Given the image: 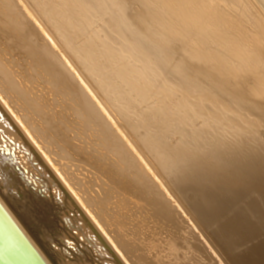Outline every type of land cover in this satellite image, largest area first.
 Here are the masks:
<instances>
[{
	"label": "bare ground",
	"instance_id": "obj_1",
	"mask_svg": "<svg viewBox=\"0 0 264 264\" xmlns=\"http://www.w3.org/2000/svg\"><path fill=\"white\" fill-rule=\"evenodd\" d=\"M16 1L0 0L1 40L15 51L21 45L23 62L51 80L54 114L65 91L85 124L99 126L104 156L114 158L82 151L45 117L50 133L29 126L0 95V264H128L126 257L131 264H192L204 258L195 238H206L228 264H264V0ZM25 15L36 17L29 28L21 25ZM232 22L244 34L241 45L250 43L243 52L228 30L223 36ZM201 30L232 58L246 56L249 68L238 74L197 46ZM70 33L101 60L79 61ZM38 35L48 51L34 42ZM4 67L8 93L19 90L16 73ZM16 67L26 80L29 69ZM210 119L218 128L204 140L200 130ZM48 137L96 171L109 199L97 202L99 192L93 197L86 187L92 181L82 180L78 195L66 156L46 145ZM97 203L112 206L102 225L114 228L124 249L90 213ZM77 229L82 244L71 234Z\"/></svg>",
	"mask_w": 264,
	"mask_h": 264
},
{
	"label": "rangeland",
	"instance_id": "obj_2",
	"mask_svg": "<svg viewBox=\"0 0 264 264\" xmlns=\"http://www.w3.org/2000/svg\"><path fill=\"white\" fill-rule=\"evenodd\" d=\"M199 2H200V0H199ZM204 2L206 3V5L212 4L208 0H201L200 5H201V3H202V5H205ZM207 2H209V3H207ZM229 2H232L231 4L233 5V1H229ZM220 4H221L220 7L223 9L222 14H224L227 19H229V17L231 16L230 19L234 18L235 22H238L239 17L236 16L235 14L234 15L232 14L234 12L232 10V7L230 6L231 8L230 7L225 8V5L223 3H220ZM214 8L215 7H213V10L210 9V10H212L211 12L214 11ZM207 10H208V8H207ZM1 12H2V9H0V16H1ZM19 13H16V14H19ZM224 15L219 17L220 15L217 14V17L220 19L222 18V20H223L225 18ZM232 15L234 17H232ZM25 16L29 20L23 18L21 25L23 27L29 28L31 25L30 23H32L33 22L32 20H35L36 17L31 16V18H30L28 15H25ZM239 22H238V24H240ZM233 23L234 22H232L231 25H229V26L231 28L232 27L234 28V29H232L234 34L230 30L231 28L227 27L228 29L225 28V30H222L223 36L228 35L227 37L230 39H231V37H233L232 40L236 43L237 47H238V43H237V40H238V42L240 43V45H239L240 48L238 47V50L242 48L241 52H243L244 51L243 48H245V46L247 45V43H243L245 45V46H243V45H241V42H240V41L244 40V37L243 38L241 37V36H244V34L242 35V33H235V31H236L235 26L237 23H235L234 26H233ZM194 30L196 31L197 29H194ZM194 30H192V31H194ZM227 30L229 33L227 32ZM65 32H66V30H65ZM254 32H255L254 34L258 33V31H256V30ZM30 33H33V31H31ZM224 34H227V35H224ZM236 34L237 35L239 34L238 36H240L241 40L239 39V37H236ZM204 35H205L204 31L201 30L200 34H199V39L197 40L196 45L202 49L204 48V49L208 50V52H210L211 56L216 58V61H221L220 63L223 62L225 67L234 68L235 72L238 74H241L240 71H241V69L244 68L245 64L249 68V66H248L249 62H247L249 60L246 58V56L234 59L231 57L230 54L227 53L226 50L218 49L213 44L208 43L209 41L207 42L206 39H208V38H209V40H212V41L215 40L212 37V35L211 36H204ZM69 36L74 41L75 46L77 45L75 47L77 50L76 58L79 61H84L85 63L93 64L94 62L96 63L99 60H101L100 56L96 53V51L93 48L88 46L86 41L82 40V42H81V41L77 40L76 39L77 36L73 33H70ZM213 36L216 38L218 35H213ZM211 38H213L214 40ZM216 41H217V39H216ZM34 42H37L36 44H39L43 49H46V51L49 50V46L46 44V40L44 39L43 36H41V35L36 36L34 38ZM249 44L250 43H248L246 48L249 47ZM251 44L252 45H250V48H251V46H254L253 48H255V45L253 43H251ZM0 49L4 50L6 53V55L5 54L0 55V57L4 56V59L0 60V63L4 66L6 65V67H4V68L9 73H11V76H12L13 72L16 73L15 74L16 76H14V78H13V82H14V86L19 89V90L11 91L8 93V91L10 90V86H8L7 83H5L2 80V78L0 77V95L2 97H4L5 101L9 102V104L12 108L14 107L16 109L15 112L18 113L17 114L18 117H20L22 120H24L23 118L25 117L27 124L29 126H33V127L37 128L38 130L43 129L47 132H49V131H48V128L46 125V121L50 124L58 123V127L61 130H63V132L66 136L68 135L70 138H73V144L76 147L82 148V151H84L86 149L87 152L94 154L96 157H102V158H106V159H107V157H108V159L114 158L111 154H109L106 157L104 156L103 153L105 152V150H103L104 149L103 147H106V144L104 143L106 141H102V139H101V136L99 133V130H100L99 126L95 125V124H91V123L89 125L85 124L86 120L84 119L83 112H80L78 110V108L75 105V102L73 100V97L71 95H68L65 91H62L60 94H58L59 107L55 108V111H58V113H60L61 115L57 116L58 113H57V115L54 114V112H53L54 100H53L51 80H50V83L47 84V78L41 74V71H39V69L36 71H33L34 64L32 63V61L23 62L24 61V58H23L24 49L21 45H19L18 49L15 51L14 47H11L10 45L7 46L6 40H1V37H0ZM18 61H20V62H18ZM16 65H18V66L23 65V68L29 69V72H27L29 74V76L26 80H23V78L20 79L17 77L18 76L17 71H19V68L16 67ZM246 66H245V68H246ZM251 72L252 73L254 72L253 69H251V68L248 69L247 74H251V75H249L250 77L254 74V73L252 74ZM242 78L249 80L248 79L249 77L246 78L245 76H242ZM258 80H261V79L256 78L255 80H249V81H257L258 82ZM258 83H259V85L263 86V84H260V82H258ZM213 85H214V87H217L218 91L223 89L222 86H220L219 84H216L214 82H213ZM21 89H29L28 95L21 97L20 96L21 92H19V91H21ZM47 91L50 92V94H48ZM46 94H48V96ZM45 98L49 99L51 102H40V100H45ZM49 106H51V107H49ZM65 108H66V111H63V110H65ZM42 109H43L44 113H41ZM39 112L41 113V115L38 114ZM44 117L46 118V121L43 120ZM28 119H30V120H28ZM213 122H214V120L210 119V124L208 126L201 128L200 136L202 137V139L206 140L215 133V131L218 127L216 124H213ZM85 125H87V128H85ZM172 125H173L172 130L177 127V126H175V124H172ZM55 126H56V124H55ZM39 131H42V130H39ZM47 140H48V144H46L47 146L54 147L56 150H58L59 152L61 151L63 153V155L66 156L67 159L64 160V162L62 161V163H64L66 165V166H64L66 176L70 179V184L71 185L74 184V187L81 191V192H78V195L81 198H82V180H83V181H87V182H89V181L93 182V183H90L89 185H86V187L91 188V194L93 197H95V194H94L95 191L99 192L100 197L98 196V200H97L98 203L101 200H104V198L109 199L105 196L106 193L101 189V183H97L95 181L94 175L96 174V171L87 162L83 161L81 159V157L78 155H76L74 157H71V156L69 157L67 155L68 153L66 151L69 152L70 150L63 141H59L61 139L57 140L56 137L55 138L48 137ZM245 141H247V140H245ZM247 144L248 143L245 142V145H247ZM107 162H109V161L107 160ZM248 163H251V161H249ZM247 166H249L251 168V164L247 165ZM96 183H97L98 187L94 186V184H96ZM79 185H81V187ZM98 203L95 205V207L93 209H91V208L89 209L90 213L92 214V216H94L96 221L100 222L101 228H103L106 231V233L108 234V237L111 238V240H113L115 235L113 233H111L110 231L113 230L114 228L113 227L111 228V226H109L108 224H107V227L102 225V224H104V221L102 220V218H104L108 223L110 222V219H108L105 216H108L107 213H109V215L111 216L112 206H109V207L104 209L105 204L101 205ZM232 219L233 218H231L229 220H232ZM231 222L234 223L235 221L233 220ZM230 228L231 229H237L235 226H232L231 223H230ZM73 232L71 234L74 235V237L76 238L75 240L76 241L79 240L78 242L82 244V239H80V237L82 235L80 234L79 230L77 229V230H74ZM198 239L195 238L196 247H198L199 251L204 254V258L202 260H199V261L192 263V264H210V262H212V264H228L227 261L224 259V257H222L220 255L219 251L217 249H215V247L213 246V244L211 242H209L206 238H200L199 240L201 242ZM113 241L115 242V247L118 248L117 249L118 251L123 248V246H121L122 248L119 247L120 245L115 240H113ZM127 250L128 249H125V251H127ZM197 259H198V257H197ZM125 260L127 261L128 264H131L130 260L127 257L125 258ZM131 260H134V259L132 258ZM71 261L74 262V260H71ZM105 264H107V263L105 262Z\"/></svg>",
	"mask_w": 264,
	"mask_h": 264
},
{
	"label": "snow or ice",
	"instance_id": "obj_3",
	"mask_svg": "<svg viewBox=\"0 0 264 264\" xmlns=\"http://www.w3.org/2000/svg\"><path fill=\"white\" fill-rule=\"evenodd\" d=\"M0 99H2V98H0ZM80 239H83V237H80ZM74 246H75V245H74V242H73L71 239L66 240V247H67V248L71 249V248H73Z\"/></svg>",
	"mask_w": 264,
	"mask_h": 264
}]
</instances>
